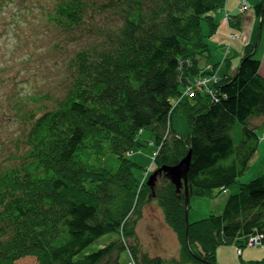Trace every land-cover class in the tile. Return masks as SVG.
Masks as SVG:
<instances>
[{
	"label": "trees",
	"instance_id": "obj_1",
	"mask_svg": "<svg viewBox=\"0 0 264 264\" xmlns=\"http://www.w3.org/2000/svg\"><path fill=\"white\" fill-rule=\"evenodd\" d=\"M225 3L53 0L45 11L48 22L79 45L66 61L61 95L43 106L48 96L30 99L40 106L19 114L27 126L24 148L0 168V264L29 257L36 264H216L219 245L240 248L254 236L264 243V173L240 183L220 215L189 222L183 190L177 193L164 176L151 189L135 175L139 165L130 157L144 147V130L157 151L154 171L177 165L190 151L189 196L224 192L247 171L259 144L253 121L264 117L256 43L244 46L236 72L220 78L214 97L182 96L195 77L216 70L204 69L199 59L209 58L205 38L214 34L212 15L224 14ZM254 11L263 22L264 0ZM174 113L188 118L186 135L173 129ZM235 122L242 125L237 145ZM105 148L119 162L114 173L89 163L91 153ZM149 197L180 243L176 259L142 253L136 262L123 263L122 250L135 256L124 236L80 256L106 234L128 235L131 217L141 216Z\"/></svg>",
	"mask_w": 264,
	"mask_h": 264
},
{
	"label": "rangeland",
	"instance_id": "obj_2",
	"mask_svg": "<svg viewBox=\"0 0 264 264\" xmlns=\"http://www.w3.org/2000/svg\"><path fill=\"white\" fill-rule=\"evenodd\" d=\"M260 1L262 0H226L224 8H231L230 13L228 12L231 15L228 27L231 28V33L239 36L231 43L227 40L230 45L233 44L232 50L239 53L247 44L256 43L257 60L262 59L264 51V20L262 22L254 11V6ZM52 3L53 0H4L0 3V168L12 163L24 148L27 126L21 121L19 114L40 106V103H34L30 99L48 96V100L41 102L43 106V103L48 105L46 102L61 95L66 61L79 45L76 41L64 39L48 22L45 11ZM243 4L248 5L249 10L241 12ZM205 29V34L208 35V27ZM216 32L215 30L212 34L214 41L219 39L214 37ZM208 39L210 38H205L206 41ZM218 45L210 47V61L215 59ZM233 59L239 61V57L235 55ZM206 63L205 57L199 59L200 65ZM261 118L255 119L253 124L257 120H264V117ZM171 124L181 135L189 132L188 118L182 114L174 113ZM257 133V151L245 174L239 177L238 183L224 192L214 193L212 197L189 196V222L204 219L211 214L220 215L227 196L236 193L240 183L249 182L264 173V124L257 127ZM231 135L237 145L242 136V125L239 122L234 123ZM140 138L145 142L144 147L133 149L130 157L139 165L133 168L135 175L148 180L149 175L143 170L154 171L152 161L148 159L154 148L146 142L151 138L149 131L144 130ZM89 163L110 173H114L119 166L116 156L106 148L91 153ZM130 221L131 227L126 228L128 235L124 232L122 235L117 232L106 234L83 250L80 256L97 251L124 236L128 247L135 250V256L126 249L122 250L119 252V259L123 263L136 262L142 253L167 261L178 257L180 243L165 223L162 210L154 198L149 197L141 207V216L131 217ZM115 255L111 257L112 260ZM215 256L216 264H247L248 261L264 259V246L246 245L238 248L234 244H222L217 247ZM16 264H36V261L29 257Z\"/></svg>",
	"mask_w": 264,
	"mask_h": 264
},
{
	"label": "crops",
	"instance_id": "obj_3",
	"mask_svg": "<svg viewBox=\"0 0 264 264\" xmlns=\"http://www.w3.org/2000/svg\"><path fill=\"white\" fill-rule=\"evenodd\" d=\"M226 10L230 13L231 8H229L227 6ZM214 15H215V13L212 15L213 21H214V23L217 24V28H216L217 32H216L214 37H218L219 39L217 41H214L213 37H212L213 35H211V37H209L210 39L207 40V43L209 45V48L211 46H217L219 43L217 50H215L218 52L215 55V59H213V61H210V58H209V60L207 59L206 64H203L200 66L203 67L204 69L207 68L208 66H213V67L217 66L216 72H217V75L221 78L224 74L233 75L236 72L237 66L240 62V58L243 55V49L244 48H241L239 53H238L237 51L232 50L233 44L229 45L228 48L226 47V45L228 43L227 40L229 38V33L231 32V30H229L228 26L224 22H222V17L224 16L223 12H216L215 18H214ZM218 24H219V26H218ZM205 28H207V27L204 26V32H206ZM237 37H239V36L237 35ZM225 55L227 56V61L222 62V58ZM234 55L237 58L239 57V61H237L238 59H236V60L233 59ZM210 56L211 55H209V57ZM260 61H261L260 73L264 77V51L262 54V59ZM263 124H264V120H257V122H256V125H258V126L263 125Z\"/></svg>",
	"mask_w": 264,
	"mask_h": 264
},
{
	"label": "built area",
	"instance_id": "obj_4",
	"mask_svg": "<svg viewBox=\"0 0 264 264\" xmlns=\"http://www.w3.org/2000/svg\"><path fill=\"white\" fill-rule=\"evenodd\" d=\"M247 9H249V6L246 4H243V6L241 7V10H242L241 12ZM229 20H230V15L227 11H225L222 21L228 25ZM235 37H237V35L230 32L229 38H228L229 42L231 43L233 40H235L236 39ZM229 45L230 44H227L226 47L228 48ZM226 57H227L226 55L223 56L222 62L225 61ZM219 80H220V77H218L216 70H212L211 68H208L206 74L195 77L194 80L190 82L188 86H186L183 89L182 96L184 97L188 96V98H193L197 93H201V94H206L211 97H214L216 93L215 86L218 84ZM149 146L154 148V151L152 152V154L148 156V159L153 162L157 154V151H156L154 144L149 143ZM247 245L258 247V246H264V243L262 241L261 236H254V237H251L247 241Z\"/></svg>",
	"mask_w": 264,
	"mask_h": 264
},
{
	"label": "water",
	"instance_id": "obj_5",
	"mask_svg": "<svg viewBox=\"0 0 264 264\" xmlns=\"http://www.w3.org/2000/svg\"><path fill=\"white\" fill-rule=\"evenodd\" d=\"M191 162V154L188 152L187 156L183 158L177 165L175 166H163L157 170H155L147 180V186L151 189L154 188L158 178L164 176L172 185L175 186L177 193H181L182 190L185 195V205L188 206L189 203V189H188V181L187 174L189 171Z\"/></svg>",
	"mask_w": 264,
	"mask_h": 264
}]
</instances>
